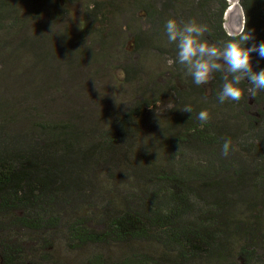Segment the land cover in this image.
Returning <instances> with one entry per match:
<instances>
[{
    "label": "trees",
    "instance_id": "1",
    "mask_svg": "<svg viewBox=\"0 0 264 264\" xmlns=\"http://www.w3.org/2000/svg\"><path fill=\"white\" fill-rule=\"evenodd\" d=\"M62 1L0 0V264L48 262L60 241L84 264H264V91L244 80L239 101L220 103L228 74L196 85L164 27L195 20L219 46L230 0H92L77 35L45 15ZM240 2L250 47L264 41V0ZM123 16L143 23L129 58L150 50L172 78L143 83L126 62L139 84L119 110L98 72L120 59ZM252 64L264 69L256 53Z\"/></svg>",
    "mask_w": 264,
    "mask_h": 264
},
{
    "label": "clouds",
    "instance_id": "2",
    "mask_svg": "<svg viewBox=\"0 0 264 264\" xmlns=\"http://www.w3.org/2000/svg\"><path fill=\"white\" fill-rule=\"evenodd\" d=\"M164 27L168 42L176 45L178 62L185 67L196 85H207L216 72L228 74L224 76L222 90L218 94L220 103L239 101L244 93L239 85L244 80L252 85L247 89L250 95L255 96L258 90L264 91V69L254 71L252 64L253 53L264 59V41L247 46L254 36L246 26L236 30L228 40L221 41L219 46L205 38L207 25L198 24L195 20L181 26L175 19H169ZM182 111L193 113L191 105L185 106ZM198 119L202 124L207 123L209 112H199ZM232 150V140L226 139L222 144V155L227 157Z\"/></svg>",
    "mask_w": 264,
    "mask_h": 264
},
{
    "label": "rangeland",
    "instance_id": "3",
    "mask_svg": "<svg viewBox=\"0 0 264 264\" xmlns=\"http://www.w3.org/2000/svg\"><path fill=\"white\" fill-rule=\"evenodd\" d=\"M91 3L92 0H70L69 2H64L63 0L61 2V6L51 7L45 13V15L53 16L52 18L48 19V21L50 23L54 22L53 28L55 30L67 31L71 35H77L82 32L86 26L84 21ZM126 6L127 5H125L124 8H126ZM135 23L143 26L141 20L136 22L134 18L128 19V17L123 16L119 27L120 33L118 37L115 38L113 43V47L118 52L116 54H119L118 56L120 59L114 58L109 60L110 63L108 67L107 63H101L96 66L98 70L107 67L106 69H103L104 72H98L100 83H105V86L111 88L109 92L105 93H107L109 97H112L115 103H118L116 104V107H118L119 110H122L124 106L136 96V94H134V90L139 84L138 82L131 85L129 82H127V74L121 69V67L126 64V62L131 68L132 72L135 70L136 74L140 76V79L143 83L146 81L145 78H147L148 75L156 73L161 77L159 78L160 82H164L165 80L170 81L172 78V76L168 74V71L170 70V62L166 61L165 57L161 58L150 50H144V53L146 54L142 52L141 54L136 55L140 60H137V57L135 56L129 58L127 52L134 51V39L131 37V33L133 30H137ZM85 41L89 42L87 37ZM91 51L94 52L95 50ZM104 65H106V67H104ZM87 69L88 70L84 72L85 78L87 77V72H93L94 67H87ZM140 74H142V76ZM92 92H94L93 87L86 89V91L83 92V95L85 93L90 95ZM98 100H100V98H98ZM77 101L79 102V99ZM99 104L100 107L103 106L104 110L106 109V104L104 101H101ZM111 107L112 108L107 109L114 110L113 105H111ZM105 115H108V112ZM157 129L160 130L161 125H158ZM26 247H28L27 244ZM65 247L66 246L63 241L57 242L55 243V246L50 249L53 259L51 258L50 261L44 262L34 258V261L37 260L40 264H84L82 260L84 255H86V251L69 252ZM37 256L38 255H35V257Z\"/></svg>",
    "mask_w": 264,
    "mask_h": 264
},
{
    "label": "water",
    "instance_id": "4",
    "mask_svg": "<svg viewBox=\"0 0 264 264\" xmlns=\"http://www.w3.org/2000/svg\"><path fill=\"white\" fill-rule=\"evenodd\" d=\"M231 6L225 13V26L230 34L245 27V11L240 0H230Z\"/></svg>",
    "mask_w": 264,
    "mask_h": 264
}]
</instances>
